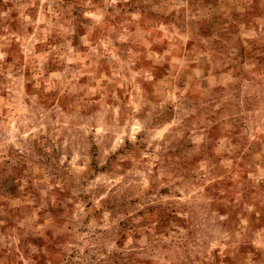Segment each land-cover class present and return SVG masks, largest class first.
Segmentation results:
<instances>
[{"label": "rangeland", "instance_id": "rangeland-1", "mask_svg": "<svg viewBox=\"0 0 264 264\" xmlns=\"http://www.w3.org/2000/svg\"><path fill=\"white\" fill-rule=\"evenodd\" d=\"M0 264H264V0H0Z\"/></svg>", "mask_w": 264, "mask_h": 264}]
</instances>
